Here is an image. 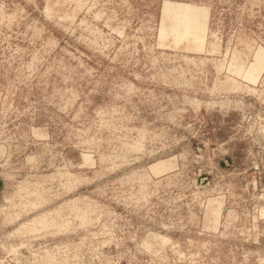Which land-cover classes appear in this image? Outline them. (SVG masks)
<instances>
[{
	"label": "rangeland",
	"instance_id": "rangeland-1",
	"mask_svg": "<svg viewBox=\"0 0 264 264\" xmlns=\"http://www.w3.org/2000/svg\"><path fill=\"white\" fill-rule=\"evenodd\" d=\"M0 264H264V0H0Z\"/></svg>",
	"mask_w": 264,
	"mask_h": 264
}]
</instances>
